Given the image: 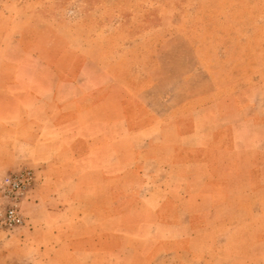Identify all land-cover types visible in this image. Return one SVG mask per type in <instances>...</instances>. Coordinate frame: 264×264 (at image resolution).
<instances>
[{
  "label": "crops",
  "instance_id": "obj_1",
  "mask_svg": "<svg viewBox=\"0 0 264 264\" xmlns=\"http://www.w3.org/2000/svg\"><path fill=\"white\" fill-rule=\"evenodd\" d=\"M192 38L112 69L29 46L6 64L8 162L39 174L34 263L264 264V75L229 89Z\"/></svg>",
  "mask_w": 264,
  "mask_h": 264
},
{
  "label": "rangeland",
  "instance_id": "obj_2",
  "mask_svg": "<svg viewBox=\"0 0 264 264\" xmlns=\"http://www.w3.org/2000/svg\"><path fill=\"white\" fill-rule=\"evenodd\" d=\"M179 30L201 45L204 58L216 65L229 89L264 75V0H0V99L7 95L1 85L9 79L4 68L23 62L24 46L41 52L53 65L66 64L73 56L112 69L138 45H154ZM10 141L0 132V264H39L32 260L36 246L28 252L21 243L25 237H40L29 231L33 215L39 218L38 209L32 208L40 201L38 169L11 165ZM16 153L22 156L23 150ZM24 169L34 174L20 202L25 221L4 227L1 219L11 204L1 194L4 181ZM48 250L54 251L53 245Z\"/></svg>",
  "mask_w": 264,
  "mask_h": 264
},
{
  "label": "built area",
  "instance_id": "obj_3",
  "mask_svg": "<svg viewBox=\"0 0 264 264\" xmlns=\"http://www.w3.org/2000/svg\"><path fill=\"white\" fill-rule=\"evenodd\" d=\"M34 178L31 169H24L15 175L7 177L3 184L2 195L11 201L9 208L1 219V225L12 228L24 223L20 202L26 195Z\"/></svg>",
  "mask_w": 264,
  "mask_h": 264
}]
</instances>
